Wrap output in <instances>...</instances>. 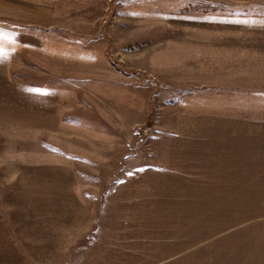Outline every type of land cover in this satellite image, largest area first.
<instances>
[{
    "label": "rangeland",
    "instance_id": "obj_1",
    "mask_svg": "<svg viewBox=\"0 0 264 264\" xmlns=\"http://www.w3.org/2000/svg\"><path fill=\"white\" fill-rule=\"evenodd\" d=\"M32 1L0 15V264H264V0Z\"/></svg>",
    "mask_w": 264,
    "mask_h": 264
},
{
    "label": "crops",
    "instance_id": "obj_2",
    "mask_svg": "<svg viewBox=\"0 0 264 264\" xmlns=\"http://www.w3.org/2000/svg\"><path fill=\"white\" fill-rule=\"evenodd\" d=\"M32 3V0H9L8 2L3 1L0 3V15L5 14L10 16V18H14V20L30 22V19L33 16L32 7L30 6ZM38 16L39 15H37V17Z\"/></svg>",
    "mask_w": 264,
    "mask_h": 264
},
{
    "label": "snow or ice",
    "instance_id": "obj_3",
    "mask_svg": "<svg viewBox=\"0 0 264 264\" xmlns=\"http://www.w3.org/2000/svg\"><path fill=\"white\" fill-rule=\"evenodd\" d=\"M0 51H3L2 49H0Z\"/></svg>",
    "mask_w": 264,
    "mask_h": 264
}]
</instances>
